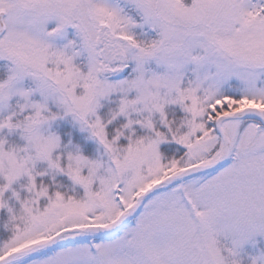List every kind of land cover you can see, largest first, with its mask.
<instances>
[{
  "label": "snow or ice",
  "instance_id": "1",
  "mask_svg": "<svg viewBox=\"0 0 264 264\" xmlns=\"http://www.w3.org/2000/svg\"><path fill=\"white\" fill-rule=\"evenodd\" d=\"M0 264H264V0H0Z\"/></svg>",
  "mask_w": 264,
  "mask_h": 264
}]
</instances>
